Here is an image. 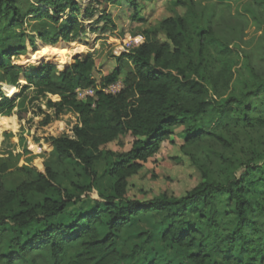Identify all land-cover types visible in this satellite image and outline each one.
<instances>
[{
  "label": "trees",
  "instance_id": "trees-1",
  "mask_svg": "<svg viewBox=\"0 0 264 264\" xmlns=\"http://www.w3.org/2000/svg\"><path fill=\"white\" fill-rule=\"evenodd\" d=\"M217 1L231 5L243 0ZM128 2L135 18L143 20L138 0ZM177 5L185 7L183 15L145 29L143 42L120 55L119 62H126L97 80L91 54L61 70L51 62L40 64L45 57L38 61L35 53V66L24 69L18 63L27 55L28 41L34 43L30 33L36 34L44 54L78 38L83 24L77 2L0 0L1 130L13 118L18 125L27 118L18 99L30 89L35 100L48 97L47 105L57 115L77 114L74 137L52 142L60 162L84 167L89 183L79 187L82 192L96 184L94 162L102 157V148L128 135L133 138L131 149L108 170L114 194L68 224L61 217L78 196L56 183L53 169L9 189L4 178L15 165L0 157V264H124L119 234L142 214L161 217L162 240L171 248L190 250L187 259L193 264H206L215 256L227 264H264V75L248 53L240 56L232 47L243 39L250 18H264V0H250L245 11L225 16L217 15L216 5L210 8L199 0H177ZM90 13L86 10V16ZM102 18L114 24L111 13ZM256 51L264 60V46L259 43ZM123 64L128 70L118 93L98 90L96 98L78 100V89L117 82ZM52 118L47 114L42 125ZM164 142L180 145L200 181L181 197L165 188L132 196L129 179ZM16 167L31 172L28 165ZM52 189L59 199L30 204V195ZM17 202L21 210L15 212L10 206Z\"/></svg>",
  "mask_w": 264,
  "mask_h": 264
},
{
  "label": "rangeland",
  "instance_id": "rangeland-1",
  "mask_svg": "<svg viewBox=\"0 0 264 264\" xmlns=\"http://www.w3.org/2000/svg\"><path fill=\"white\" fill-rule=\"evenodd\" d=\"M72 1L77 2L82 8L80 20L83 29L78 38L74 42H65L47 50L44 54L43 46L38 45L36 34L28 32L33 37L34 43L31 44L28 41L27 55L18 60V63L24 65V69L28 65L37 64L31 59L33 53L36 54L38 61L45 57L40 64L44 61L51 62L58 65L60 70L73 64L77 58L84 59L91 54L97 62L93 76L100 80L120 64V55L125 53L124 47L130 36L143 38L142 33L145 29L157 26L161 20L169 16L183 15L185 12V7L177 5V0H138V16L143 18L138 20L135 18V9L128 0H118L117 3L104 5H100L96 0ZM199 1L210 8L213 4L216 5L217 15L225 16L228 12H236L238 9L245 11V4L250 0L233 2L231 5L217 0ZM86 10L91 12L89 16H86ZM104 13H111L114 24L102 18ZM251 19L245 23L243 39L232 47L235 51H240V56L248 53L251 61L264 75V60L256 51L259 43L261 47L264 46V42H261V37L264 35V18L258 15L257 22ZM162 38L166 39L164 34ZM123 62L125 63L126 60ZM125 65H121L123 76L120 77V81H123L125 72L128 70ZM18 89L19 94L20 88ZM34 97L35 92L30 89L18 99L19 107L22 110H28L27 118L19 120L20 125L16 123V118H13L11 125L6 127V131L1 130L0 127V157L15 165L5 176L4 182L9 189H14L26 180L36 179L39 172L45 173L47 168L53 169L57 174L56 183L78 196L68 205L66 214L61 217V220L68 224L80 211L94 208L96 201H104L105 197L114 194V181L109 176L108 170L115 164L120 154L131 149L133 138L128 135L102 148V157L94 162V168L98 174L96 184L92 191L82 192L79 187L89 183L84 167L76 161L60 162L52 142L53 138L65 135L74 137L75 127L79 123L78 115L69 111L57 115L55 109L48 107V97H40L37 100ZM78 100L83 101L85 97ZM20 108H16L15 111L17 112ZM47 114L52 115V122L43 126L42 121ZM175 157L180 160H174ZM38 162H41L42 166H39ZM23 165H28L31 172L28 173L16 167ZM199 181L198 171L193 167L190 159L182 154L180 145L164 142L161 151L144 164L139 174L129 179V192L132 196H144L140 190L148 191L152 195L153 191L165 188L170 194L181 197L194 188ZM45 197L60 198L52 189L46 194L30 195L29 202L32 206H36ZM10 209L18 212L21 207L17 202L11 205ZM164 229L162 218L152 214H142L132 220L130 226L121 232L118 238V247L124 254V264L151 262L193 264L187 259L190 250L171 248L169 243L162 240L160 234ZM206 264L227 263L221 256H215Z\"/></svg>",
  "mask_w": 264,
  "mask_h": 264
},
{
  "label": "built area",
  "instance_id": "built-area-1",
  "mask_svg": "<svg viewBox=\"0 0 264 264\" xmlns=\"http://www.w3.org/2000/svg\"><path fill=\"white\" fill-rule=\"evenodd\" d=\"M143 42V38L132 37L130 36L126 42V46L124 47L125 52H130L133 48L139 46ZM123 88V83L121 81H117L111 84H106L98 87V89L88 88V89H78L77 90V98L85 97V100L88 96H92L94 98L97 97V91H103L106 94H116Z\"/></svg>",
  "mask_w": 264,
  "mask_h": 264
},
{
  "label": "crops",
  "instance_id": "crops-1",
  "mask_svg": "<svg viewBox=\"0 0 264 264\" xmlns=\"http://www.w3.org/2000/svg\"><path fill=\"white\" fill-rule=\"evenodd\" d=\"M121 63H123V62H122V61H120V64H121ZM120 64H119V65H120ZM105 76H106V75H105ZM122 76H123V75H121V77H122ZM118 81H120V80H118ZM121 82L123 83V81H121Z\"/></svg>",
  "mask_w": 264,
  "mask_h": 264
},
{
  "label": "bare ground",
  "instance_id": "bare-ground-1",
  "mask_svg": "<svg viewBox=\"0 0 264 264\" xmlns=\"http://www.w3.org/2000/svg\"><path fill=\"white\" fill-rule=\"evenodd\" d=\"M74 45V43H72Z\"/></svg>",
  "mask_w": 264,
  "mask_h": 264
}]
</instances>
